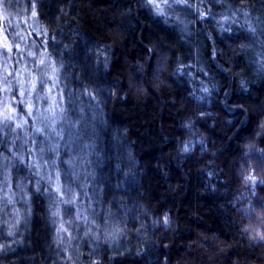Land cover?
Listing matches in <instances>:
<instances>
[{
    "label": "clouds",
    "instance_id": "obj_1",
    "mask_svg": "<svg viewBox=\"0 0 264 264\" xmlns=\"http://www.w3.org/2000/svg\"><path fill=\"white\" fill-rule=\"evenodd\" d=\"M0 264H264V0H0Z\"/></svg>",
    "mask_w": 264,
    "mask_h": 264
}]
</instances>
